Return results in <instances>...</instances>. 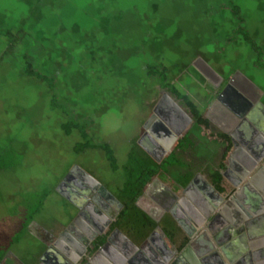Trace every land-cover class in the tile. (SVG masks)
Segmentation results:
<instances>
[{"label": "rangeland", "instance_id": "obj_1", "mask_svg": "<svg viewBox=\"0 0 264 264\" xmlns=\"http://www.w3.org/2000/svg\"><path fill=\"white\" fill-rule=\"evenodd\" d=\"M232 5L255 39L252 48L237 34ZM197 59L221 77L236 70L264 90V0H0L1 259L28 244L34 251L31 223L48 231L65 224L66 203L55 187L69 169L82 168L120 196L124 167L141 168L129 154L139 151L137 136L162 85L148 70L166 65L168 81L203 110ZM27 60L48 80L26 74ZM72 119L88 123L87 141L111 146L117 169L105 151L86 147L79 128L67 131ZM195 128L167 164L151 157L145 166L177 177L183 155L193 151L210 168L221 145Z\"/></svg>", "mask_w": 264, "mask_h": 264}, {"label": "flooded vegetation", "instance_id": "obj_2", "mask_svg": "<svg viewBox=\"0 0 264 264\" xmlns=\"http://www.w3.org/2000/svg\"><path fill=\"white\" fill-rule=\"evenodd\" d=\"M249 45L251 46V44ZM230 77H234V86H232L233 83L229 86L226 93L222 97L224 104H221L220 101H217V98L220 91L226 86V80ZM212 78L213 81L211 82L202 76V83L199 85L204 88V91L206 92L205 104L202 107L203 110H201L195 101H193L199 111L198 114L206 118V114L208 113L209 116L206 119L209 123L207 125H198L196 123L197 118L191 111L190 106L181 102L182 100L180 98H177V101H179L183 108L195 118L196 122L194 125L205 131L207 140H215L220 143L221 147L219 154L226 151L229 147L227 153L225 154V158H222L219 155V160L212 163L209 168V166H207L208 163L206 164L201 156L198 154L194 155L187 153L182 157L186 170L182 171L177 177L162 169L160 172L162 171L163 175L160 176V174L156 172L152 176L149 185L146 186L145 195L139 200L140 206L149 211L151 214L150 216L143 213L141 218L143 219L142 227L140 229H136L133 226H128L126 224L124 225V221L122 219L123 210L127 207L117 194L114 193L117 199L123 204L122 208L121 204L114 200L109 193H106L99 187H95L92 182L82 176L77 168H71L64 175H62V177H60L56 186L60 184V189L69 194L75 203L82 208L81 212L79 213L77 208L61 196L66 203V208L63 212L66 218L65 224L60 222L57 223L58 227H55L56 230H51L55 233L54 235L51 231L44 229L37 222L31 223L27 229L28 234L34 241L33 245L30 244L31 247H37V250H35L36 253L30 257L31 250L28 244L23 247L24 249L21 251V254L12 250L8 252L7 256L0 260V264H22L21 262H25L26 264H40L39 259L47 249V246L53 244L56 240V235L61 234L74 219L75 221L72 226H70L69 233L66 232L63 236H61V239L58 242L60 246H58V252L53 250L48 252V254L43 257L44 264H70L72 260L70 257L74 256V258L77 259L84 251L89 240L93 237H95L94 244H98L94 247H102V249L98 255H95L94 258L92 257L93 259L89 264H105L106 260L108 261L112 258V260L120 261L118 255L115 253L116 250L124 249L125 252H132L133 248L127 245L119 233L114 230L116 228L120 229L137 245H141L140 247L144 245V250L142 249L139 256L147 253L146 248L149 249L151 247L150 244L154 243V245L160 250L159 254L162 259L165 257H172L173 262L171 264H204L202 261L204 257L211 254L212 251L214 252L215 249H217V251L222 255L223 252L221 251V248L224 247L227 254L223 256L224 261L227 260L225 259L226 256L232 259V261H235L238 259L240 254H243L244 257L247 255L245 260L248 264H255L254 255L256 254L254 247L257 245H254V241L251 242L253 239L251 235L253 234L248 232L249 230L247 227H244L243 230H240L239 227H237V224H242L241 222L243 219L240 217L242 212L239 205L244 201L249 202V199H255V197L253 196L252 191L247 193L248 189L247 191H242L241 197L235 198L234 195L236 189L235 184L241 176L240 173L246 171V169H248V165L250 166V159L254 157L256 151L258 154H261V156L264 154V139H259L264 136V108L258 103L259 101L264 105V90L261 88L263 90V93H261L259 90L255 89L250 84L252 80L247 78L249 80L247 81V79L241 76L236 70L226 76V78L225 74H223L222 82L219 87H216L215 83H219L221 78ZM252 83L254 84V82ZM230 88L232 89L230 90ZM164 91H168L172 95L170 90L164 89L160 86L158 90V99ZM172 96L175 97L174 95ZM154 106L152 108H154ZM152 113L153 109H151L150 114L145 118L142 129L137 136L138 139H136V143L140 140L142 144L152 150L157 159L161 160L160 164L165 165L167 164L168 158L175 153L177 147H175L171 154L167 152L164 154V152H162L166 146L172 144L173 138L169 133L157 129L158 126L155 122L154 124L148 123V125L145 126V123L151 119ZM258 118L261 123L254 120ZM212 119L218 124L215 125ZM224 130L235 134L234 143H236V145L241 146L245 143V153L239 156L238 162L232 158L231 165L228 162V157L232 152H234V145L231 142V137ZM257 140L260 144H256ZM181 141L182 140H180V142ZM254 145L258 147L255 148ZM252 148L256 151H248ZM223 162L225 163V167L223 166L222 168H219V164ZM201 163L203 166L205 164L206 165L203 167L201 166ZM193 168H197L194 175L198 173L200 176L192 186V189L189 191L187 190L188 193H183L181 189L188 183L184 185L181 180L185 178L186 174ZM217 169L220 170L222 175V179L219 182L221 189H219L213 182L212 173ZM223 172H227V175L224 176L222 174ZM194 175L190 178V180L194 177ZM251 185L252 188H256L259 192L264 191V171H260L252 178ZM78 186L84 189L85 192H81ZM175 187H178L180 191H174L173 189ZM214 189L218 191V194L214 191ZM175 194L178 196V199L181 195L184 196V200H181V202L180 200L177 201L178 207L181 211L179 213V219L182 226H184L190 234H193L195 230L192 218L193 213H191L193 207H196L199 212H203V210L209 212L210 207H216L217 205L220 213L222 212L221 216H223L224 221H219L223 222V227L212 233V240L209 239L205 230L209 220L206 222L205 226L198 229V232H203L199 239V242L203 243L202 245L198 243L199 246H197V252L195 254L188 250L187 254L183 255V252L187 250L186 248H191L193 237L192 240L189 239L187 232L181 227V225L172 221L166 213L163 216L160 215L162 214L160 212L162 209H158L159 206L158 208L155 206L161 205V203L165 202L168 203V201L172 200L176 201L177 198H175ZM159 217L160 220L158 222L154 220V218ZM169 220L172 221L174 225L173 229L171 227L169 228ZM260 223L263 224V221L261 220ZM158 225L166 230L168 237L171 240L169 238H165L164 243H162L157 239V237H155V235L152 237V240H150V235H152V232L155 229L157 230ZM176 234L180 235V237L184 239L182 246H180L181 244L175 245V242L173 243L175 240L174 238L177 237ZM62 251L65 252L63 253ZM68 255L71 256L69 257ZM147 255L149 254L147 253ZM82 264H85V261L82 262Z\"/></svg>", "mask_w": 264, "mask_h": 264}, {"label": "water", "instance_id": "obj_3", "mask_svg": "<svg viewBox=\"0 0 264 264\" xmlns=\"http://www.w3.org/2000/svg\"><path fill=\"white\" fill-rule=\"evenodd\" d=\"M194 66L197 67L200 74L204 78H206L208 81L212 82L213 81L212 77L221 78L219 83H215L216 87L220 86V84L222 82V77L220 75H218L214 70H212L203 60L197 59L196 61H194ZM226 81H227L226 86L223 87V89L220 91L218 98H217V101H220L221 104H224L222 97L226 93L229 86L232 83H233L232 86H234V77H230ZM247 81H249V80L247 79ZM250 84L255 89H257L261 93H263V90L261 88H259L258 86H256L252 82H250ZM231 89L232 88H230V90ZM258 103L260 106H262L264 108L263 104H261L259 101H258ZM208 116L209 115L207 113L206 118H208ZM160 117H161V119H160ZM151 119H149L145 123V126H147L148 123L154 124V122H155V123H157V126H158L157 129H160L161 131H164V132L172 135L173 142L171 145L166 146V148L162 151V152H164V154L166 152L171 154V152L179 144L180 140H182L190 132V130L192 129V126L196 122L195 118L192 117V115H190V113H188V111H186L183 108V106L180 104L179 101H177V98L173 97L168 91H164L162 93L161 97L156 102V104L153 108V113H152ZM254 120H257L259 123H261L259 118L254 119ZM212 121H213V119H212ZM213 122L215 125L218 124L216 121H213ZM225 132H227L229 134V136L231 137V142L234 145L233 146L234 152H232L231 155L228 157V162L231 165L233 156L236 155L237 153L238 154L240 153V155H242L243 153H245L246 148H245V143L241 146L240 145L238 146V145H236V143H234L235 134L233 132H229V131H225ZM259 139L260 140L264 139V136H262V138H259ZM258 142L259 141L257 140L256 144H260ZM138 145L153 159H156V161H158V162L161 161V160L157 159L154 156V153L152 152V150L150 148H148L146 145L142 144V142L140 140H138ZM152 147H153V145H152ZM257 147L255 146V148H257ZM251 150H254V149L252 148V149H249L248 151H251ZM254 151H256V150H254ZM250 160H251L250 166L247 164L248 169H246V171H243L240 173L241 176L239 177V179L237 180V182L235 184L236 189H235V195L234 196H235V198L241 197L242 191H247V189H248L247 193H249V191H252L253 196L255 197V199L254 198L249 199V202H246L243 200L244 202L239 205L240 210L242 212L241 213L242 215L240 217L243 219L241 222L242 224H237V227H239L240 230H243L244 227H247V229L249 230L248 232L250 234H253V235H251V237H253L251 242L254 241V245H257L254 247L255 248V254H256V255H254V259H255L254 262H255V264H257L256 262H258V264H259L260 262H262L264 260V258H263V255H264V191L259 192L256 190V188H252L251 180L260 171H264V154H262V156H261V154H258V152L256 151V154H254V157ZM77 169L80 171L82 176L84 178L88 179L90 182H92L95 185V187H99V188L103 189L106 193H109V195H111L114 198V200H116L117 202H119L121 204V208H122L123 204L100 181H98L95 177L90 175L88 172H86L82 168L77 167ZM227 172H228V170H227ZM227 172H223L222 174L224 176H226ZM199 176L200 175L197 173L188 182V184L186 186H183V188H182L183 193H188V191L190 189H192V186L194 185L196 180L199 178ZM150 181H151V179L145 184V187H144L142 193L136 198L135 205L138 206L140 209H142L144 211V213L151 216L150 212L147 211L146 209L142 208L139 204V200L141 197H143L145 195L146 186L149 185ZM205 186H206V184H205ZM210 187H212V186H210ZM79 189L81 190V192H85L84 189H82L81 187H79ZM55 191L57 193H59L62 197H64L71 205H73L75 208H77L79 210V213L81 212L82 208L78 204L75 203V201L73 200V198L69 194H67L66 192H63L60 189V184L55 187ZM214 191L218 194V191L216 189H214ZM175 196H176L175 198H177L176 201L172 200V201H168V203L165 202V203H161V205H155V206H157L156 208H158V206H159L158 209H160V208L162 209L160 211L162 214H160V215L163 216L165 213L168 214L169 218H171L173 221H175L176 223L181 225V227L187 232V229L184 228V226H182V223L180 222L179 213L181 211H180V208L178 207V203H177V201H179V200H180V202H181V200H184V196L181 195V197L179 199H178V196L176 194H175ZM248 203H250V204H248ZM216 208H217V205H216V207L215 206L210 207L209 212L204 211V210H203V212H199V210L196 207L192 208L191 213H193L192 218L194 221L195 230L201 229L203 226L206 225V222L209 220L208 224H207V228L213 232L210 225L213 224L215 221H218V220L223 221V216H221L222 212L220 213L219 209L217 208V210H216ZM70 212H71V209H70ZM154 220L158 222L160 220V217L154 218ZM261 220L263 221V224L260 223ZM74 221H75V219L66 227V229H64V231L61 234L56 235L57 237H56V240L54 241L53 244L47 246V249L43 253L42 257L39 259L40 264H44L43 257L46 254H48V252H50L52 250L53 251L59 250L58 249V246H59L58 242L60 241L61 236H63L66 232L69 233L70 226H72ZM171 223H172V221H171ZM165 228H166V226H165ZM114 230H116L119 233V235L125 240L126 244L131 246L133 248V250H132V252L131 251L125 252L124 249H122V250L118 249L120 252L118 250H116L115 253L118 255V258L120 259V261L112 260L113 259L112 258V259H109L108 261L106 260L105 264H171L173 262L172 257H165L162 259L160 257V254H159L160 253L159 249H157V251H151V252H148L146 250L149 255H147V253H145L142 256H139L140 252H142V249L144 248V245H142V247H140L141 245H137L133 240H131L120 229L116 228ZM51 233L55 235V233L53 231H51ZM154 235L162 243H164V238H169L166 230L161 228L160 225L157 226V230L155 229L152 232V235H150V240H152V237ZM187 235H188V238L192 240L193 234H190L189 232H187ZM176 236L177 237L174 238L175 240L173 241V243L175 242L174 243L175 245L181 244L184 239H182L180 237V235H178V234H176ZM214 237H215V235H214ZM251 237H249V238H251ZM94 241H95V237H93L89 240L88 244L85 246L84 251L82 252V254L77 259L74 258V256L68 255L69 257L71 256L70 258L72 259L70 264H82V262H84V261H85V264H89L92 261V259L94 258V256L98 255V253L102 249V247L95 248L94 246H97L98 244L97 243L94 244ZM32 248L34 249V251H32L30 249L31 250L30 257H31V255L33 256L36 253L35 250H37V247H35V246ZM186 249L188 252L189 248H186ZM224 249H225L224 247L221 248V251L223 252L222 255L217 251V249H215L214 252L212 251L211 254L207 255L206 257H204V259H202L203 263L204 264H227V263L228 264H248L247 261L245 260L247 255L244 257L243 254L242 255L240 254L238 259L235 261H232V259H230L229 257L226 256L227 258L225 257V259H227V260L224 261L223 256L227 255ZM62 252L64 253L65 251H62ZM259 252H262V253H259ZM120 253H122V254H120ZM259 254H261V255H259ZM81 260H83V261H81ZM21 263L26 264L25 262H21Z\"/></svg>", "mask_w": 264, "mask_h": 264}, {"label": "trees", "instance_id": "obj_4", "mask_svg": "<svg viewBox=\"0 0 264 264\" xmlns=\"http://www.w3.org/2000/svg\"><path fill=\"white\" fill-rule=\"evenodd\" d=\"M231 12L234 14V18H235V22L237 23V34L240 36H243V39L246 40V42L248 44L253 43V41L255 40L254 38H251L249 31L243 26V17L241 16V11L239 6L237 5H232L231 6ZM9 36H13V34H9ZM236 40V39H235ZM16 39H11L9 42V46H13L15 43ZM229 41H234L233 39H230ZM258 49L257 45L253 47V49ZM258 52L260 54H262V52L260 50H258ZM27 66L25 68V72L28 75H33L36 76L39 79L42 80H48V77L44 74H42L41 72L35 70L32 67V64L30 63L29 60L26 61ZM259 63V62H258ZM261 67L264 68V63H259ZM149 74L150 75H158L161 79V87L164 89H168L171 91L172 94H175L177 96V98L182 97L183 99H185V101H190V104L192 105V107L196 110V112L194 113L196 118H197V124L201 125V126H205L209 123V121L202 115L198 114L199 111L197 109V106L191 101V99L186 95V94H182L178 88L174 87V85L168 81V67L164 64H160L158 67L156 66H151ZM50 85L52 86L53 83L52 81L50 82ZM177 92L180 93L179 97L177 95ZM181 99V98H180ZM54 106H59V104L56 102H54ZM69 125L66 127L67 131L70 132L72 129H80L81 133H82V137L85 139V141L87 142L86 147H91V148H99L103 151H105L106 153V157L108 159V161L110 162L111 166L114 169H117V164H116V156L111 148V146L108 143H95L92 141H87L89 139L90 134L88 133V123H81L78 121H75L74 119L71 120L70 123H68ZM191 132H189L183 139L182 141L178 144L177 148H181L183 146L182 142L186 139H188V135ZM197 140V139H196ZM196 140H191L190 141V145L191 147H194V144ZM85 146V143H78V147L77 150L80 151L82 149V147ZM139 148V153L135 152V151H131L130 152V161L136 163V165L138 166V164L140 165L141 168H135L133 169L132 167L129 166H125V171L127 173V178L123 184V188L120 196L118 195V197L124 202V204L126 205L127 208H125L123 210V221H124V225H128V226H133L136 229H140L142 227V215H143V210H141L140 208H138L135 205V200L136 198L142 193L145 184L152 178V176L157 172L156 168L150 165L145 166L147 163V161H153L151 156H149L140 146H137ZM176 148V149H177ZM178 148V149H179ZM177 149V150H178ZM189 149H193V148H189ZM229 147L227 148L226 151H223L220 153V156L222 158L225 157V154L227 153ZM177 150L175 151V153L177 154ZM174 153V154H175ZM190 154H193V151L190 152ZM175 157V156H173ZM168 162V161H167ZM157 166V165H156ZM203 166V164L201 165ZM205 166V165H204ZM203 166V167H204ZM224 166V163H220L219 164V168H222ZM172 168V167H171ZM186 168L183 170L185 171ZM197 168H193L192 170H190L185 178H183L181 181L182 183L185 185L188 183V181L190 180V178L194 175V173L196 172ZM168 171V170H167ZM178 171L182 172L181 169H178ZM169 173H172L173 175V170L168 171ZM213 176V182L217 185V187L219 189H221V187L219 186V182L222 179V175L219 169H217L216 171H214L212 173ZM173 221V220H172ZM132 223V224H131ZM168 223L171 225H169V228L171 227L172 229L174 228L173 223H171V221L169 220ZM144 233V232H143ZM145 235V234H144ZM183 243H181L180 246H182ZM1 260V258H0Z\"/></svg>", "mask_w": 264, "mask_h": 264}, {"label": "crops", "instance_id": "obj_5", "mask_svg": "<svg viewBox=\"0 0 264 264\" xmlns=\"http://www.w3.org/2000/svg\"><path fill=\"white\" fill-rule=\"evenodd\" d=\"M199 128V130H202L200 127H198L197 126V128H195V129H198ZM201 135H203V134H201ZM203 136H206V134L205 135H203ZM239 156H240V153L238 154H236V155H234L233 156V159L236 161V162H238L239 161ZM225 158V157H224ZM223 161H224V159H223ZM219 163V162H218ZM224 163V162H223ZM225 164V163H224ZM224 167H225V165H224ZM178 187H175L173 190L175 191H177V192H179L180 191V189L178 188ZM182 190V192H183V189H181ZM225 219V218H224ZM224 221V220H223ZM210 224V223H209ZM223 222L222 221H215L213 224H211V227H212V229H214L213 230V232H215L216 230H220V228H222L223 227ZM205 230H206V234H207V236L209 237V239H211L212 240V238H213V235H212V231L210 230V229H208L207 227H205ZM199 230L197 229V230H194V232H193V235H192V237H193V243H192V245H191V248H189V250L193 253V254H195L196 252H197V246H199V244L200 245H202V243L203 242H199V239H200V236H201V234L203 233V232H198ZM165 239V238H164ZM199 243V244H198ZM151 245V247L150 246H146V247H150L149 249L148 248H146L147 249V251H149V252H151V251H157V249H158V247H156L155 245H154V243L153 244H150ZM148 253V252H147ZM187 254V250H185V252H183V255H186ZM182 255V256H183ZM257 264H258V262H256ZM259 264H264V260L262 261V262H260Z\"/></svg>", "mask_w": 264, "mask_h": 264}]
</instances>
